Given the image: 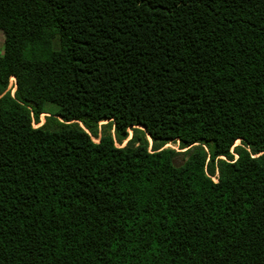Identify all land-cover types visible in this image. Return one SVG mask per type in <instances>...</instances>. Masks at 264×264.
Listing matches in <instances>:
<instances>
[{
  "label": "trees",
  "instance_id": "1",
  "mask_svg": "<svg viewBox=\"0 0 264 264\" xmlns=\"http://www.w3.org/2000/svg\"><path fill=\"white\" fill-rule=\"evenodd\" d=\"M0 31V264H264V0H0Z\"/></svg>",
  "mask_w": 264,
  "mask_h": 264
},
{
  "label": "rangeland",
  "instance_id": "2",
  "mask_svg": "<svg viewBox=\"0 0 264 264\" xmlns=\"http://www.w3.org/2000/svg\"><path fill=\"white\" fill-rule=\"evenodd\" d=\"M4 43H5V34L2 31H0V55H3ZM14 86H15V79H12V81H11V88H12L13 91H15ZM47 110L49 112L53 113V114L56 112V108L53 107V106H48L47 107ZM47 116H48V114H43L41 116V123L40 124H35V127H38V126L42 125L43 123H45ZM103 124H105V123H101V125H103ZM112 134H114V131H112ZM94 141L99 142V139H94ZM126 143L127 142H125L124 145ZM239 144H240V142L238 141L236 145H239ZM177 146H178L177 143L171 142L166 147L167 148L177 149ZM215 181H217V180L215 179Z\"/></svg>",
  "mask_w": 264,
  "mask_h": 264
},
{
  "label": "built area",
  "instance_id": "3",
  "mask_svg": "<svg viewBox=\"0 0 264 264\" xmlns=\"http://www.w3.org/2000/svg\"><path fill=\"white\" fill-rule=\"evenodd\" d=\"M168 145V144H167ZM178 147V146H177Z\"/></svg>",
  "mask_w": 264,
  "mask_h": 264
}]
</instances>
